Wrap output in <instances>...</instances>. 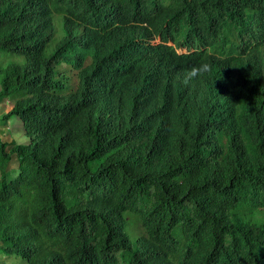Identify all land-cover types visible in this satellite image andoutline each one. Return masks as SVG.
I'll return each mask as SVG.
<instances>
[{"label": "trees", "instance_id": "obj_1", "mask_svg": "<svg viewBox=\"0 0 264 264\" xmlns=\"http://www.w3.org/2000/svg\"><path fill=\"white\" fill-rule=\"evenodd\" d=\"M50 1L0 0V52L26 59L0 70V123L19 116L32 138L0 139V249L26 264H264V0H57L69 37L48 57ZM159 35L199 51L177 57ZM202 62L210 73L175 78Z\"/></svg>", "mask_w": 264, "mask_h": 264}, {"label": "rangeland", "instance_id": "obj_2", "mask_svg": "<svg viewBox=\"0 0 264 264\" xmlns=\"http://www.w3.org/2000/svg\"><path fill=\"white\" fill-rule=\"evenodd\" d=\"M51 6L53 9V21L56 28V32L52 41L49 43L46 49V55L49 57L53 54L55 49L63 43L65 40V30L63 26V14L59 11H55L56 3L55 1L51 2ZM79 29L76 28L74 33L77 34ZM18 64L21 66L26 65V59L21 55H13L5 52H0V70L6 69L9 65ZM1 76L0 73V90H1ZM74 84L76 83V78L73 79ZM12 101L7 100L0 102V118L9 110H11ZM0 139L3 142L11 143L13 140H17L19 144H30L32 142V138L29 137L24 128L23 121L18 116H13L8 125L2 126L0 125ZM19 162L17 159L13 158V160L9 163L8 169L12 176H17L20 173ZM33 217V215H32ZM128 222L126 224L125 230L130 237L132 246L135 247L136 241L139 238L140 234L143 233V228L140 222V219L135 217L132 214H127ZM256 217L259 221L264 220L263 211L256 213ZM249 222L253 223L247 217H245ZM0 264H26L23 259L18 256H9L6 255L2 249H0Z\"/></svg>", "mask_w": 264, "mask_h": 264}, {"label": "water", "instance_id": "obj_3", "mask_svg": "<svg viewBox=\"0 0 264 264\" xmlns=\"http://www.w3.org/2000/svg\"><path fill=\"white\" fill-rule=\"evenodd\" d=\"M145 25L146 26H148V27H151L148 23H145ZM76 28H78V29H82V27L79 25V22H77L76 24H75V26H74V29H76ZM152 28V27H151ZM55 31H56V28H55V25H54V35H55ZM54 35H53V37H54ZM74 35V37H76V36H78V33L77 34H73ZM52 37V38H53ZM67 37H69V33H67L66 32V36H65V38H67ZM52 38H51V41H52ZM157 38H155V40L154 41H152V44H157ZM162 40H163V38H162ZM50 41V42H51ZM49 42V43H50ZM161 42H163V41H161ZM49 45V44H48ZM47 48V47H46ZM182 50H183V48H178V49H176V51L174 52L175 53V55L177 56V57H180V58H182L181 56H180V53H182ZM191 51L189 52V53H191L192 52V49H190ZM215 54H217V51L216 50H214V49H211L209 52H208V56L209 57H213ZM91 55H95L94 54V52L93 51H90L89 53H87V57L88 56H91ZM86 57V58H87ZM83 61H85V63H84V67H90L92 64H93V62H94V60H92L91 58H87V59H84ZM87 61V62H86ZM263 65H264V60H263V63H262ZM224 64L223 63H219L218 65H217V67L216 68H218L221 72H222V70H223V66ZM187 70L188 69H184V70H179V71H177V72H175V78L177 79V80H180V81H182V79L184 78V75H185V73L187 72ZM66 71H69V72H67V74L66 75H69L70 76V78H71V84H74V81H73V79L74 78H76V83L74 84L75 86H78V88H80L79 86H80V81H79V76H78V71H76L75 70V68H73L72 67V65H69V67H67V69H66ZM222 75H223V72H222ZM223 78H224V80L225 81H231V80H229V78H227L226 76H224L223 75ZM124 100L126 101V103H127V100L124 98ZM168 115H169V113L167 112V111H164L162 114H160L159 116H158V128H159V131L162 133V134H165L166 133V124H167V120H168ZM143 234V233H142ZM142 234H140V236L142 235ZM139 236V237H140ZM137 242V241H136Z\"/></svg>", "mask_w": 264, "mask_h": 264}, {"label": "clouds", "instance_id": "obj_4", "mask_svg": "<svg viewBox=\"0 0 264 264\" xmlns=\"http://www.w3.org/2000/svg\"><path fill=\"white\" fill-rule=\"evenodd\" d=\"M52 1H55V3H56L55 11L56 12L59 11L60 13L63 14V26H64V30H65V33H66V29H65V16L67 15V12L60 7V5L58 4V1L57 0H51L50 1V7H51V10H52V20H53V9H52V6H51V2ZM53 24H54V21H53ZM74 30H73V34H75L74 33ZM80 32H81V30L79 29L78 35L80 34ZM156 38H157V40H156L157 41V44L156 45H158V44H161V45L162 44H165V45H168L169 47L175 48V50L178 49V48H176V44L174 42H171V41H169L168 43L161 42L163 40H162V37L160 35L157 36ZM65 40H66V38H65ZM64 41H63V43H64ZM62 44H60L59 46H61ZM153 45H155V44H153ZM190 51L191 50H189L187 48H183L182 53H180V55L192 54V53L198 52L199 50L198 49H192V52L189 53ZM202 51H204V50H202ZM211 71H212V65L210 63H208V62H202L198 66H193L189 71H187L185 73L184 78H183V83H184L185 86H187V85H189V83L192 80H194L196 78H199V77H201V76H203V75H205L207 73H210ZM7 100H9V99H7ZM7 100H4V101H7ZM12 104H13V101H12ZM12 107H13V105H12ZM8 123H9V121L6 122V123H0V125L6 126V125H8Z\"/></svg>", "mask_w": 264, "mask_h": 264}, {"label": "bare ground", "instance_id": "obj_5", "mask_svg": "<svg viewBox=\"0 0 264 264\" xmlns=\"http://www.w3.org/2000/svg\"><path fill=\"white\" fill-rule=\"evenodd\" d=\"M79 4V6H82L83 2H79L77 3ZM98 15H100V11L98 12ZM85 17H89V15H86ZM74 44H75V41H74ZM158 46H162L161 44H158ZM184 54V53H183ZM201 54H204V52H201ZM66 65V64H65Z\"/></svg>", "mask_w": 264, "mask_h": 264}]
</instances>
